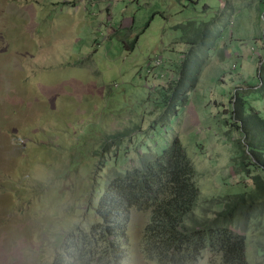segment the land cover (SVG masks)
Returning a JSON list of instances; mask_svg holds the SVG:
<instances>
[{
    "label": "rangeland",
    "instance_id": "1",
    "mask_svg": "<svg viewBox=\"0 0 264 264\" xmlns=\"http://www.w3.org/2000/svg\"><path fill=\"white\" fill-rule=\"evenodd\" d=\"M232 6L240 13H225L220 0H0V264H55L66 240L93 235L99 176L62 169L74 136L64 135L57 154L58 133L96 122L105 133L126 127L128 111L154 102L156 88L176 80L185 60L197 89L170 131L196 162L201 199L251 181L232 169H242L235 160L248 161L251 146L233 111L235 96L243 97L239 119L263 143L247 120L252 109L264 111L253 88L264 63V0ZM255 40L261 44L251 46ZM147 216L132 215L120 264H159L144 252ZM260 237L248 246L251 264H264L255 249ZM197 264H221L219 254L207 252Z\"/></svg>",
    "mask_w": 264,
    "mask_h": 264
},
{
    "label": "trees",
    "instance_id": "2",
    "mask_svg": "<svg viewBox=\"0 0 264 264\" xmlns=\"http://www.w3.org/2000/svg\"><path fill=\"white\" fill-rule=\"evenodd\" d=\"M205 39L210 45L212 39L207 34ZM202 49L195 54L199 56L195 67L208 50ZM219 56L222 58L221 53ZM178 66L181 67L174 69L176 80L159 85L154 102L142 100L137 114L128 111L126 127L111 133H105L100 122L82 124V130L75 129L76 125L61 128L65 130L57 135L61 137L55 148L57 154L64 135L71 132L74 136L72 144H65L71 154L60 162L62 169L99 176L96 190L101 194L95 210L100 220L90 229L93 235L66 240L55 264H120V258L126 255L123 249L128 245L131 218L137 211L148 214L144 252L159 264H197L207 252L215 251L221 264H251L248 246L252 237L260 233L255 249L259 256L264 255V111L252 109L254 120H247L263 140L260 143L239 119L243 97L235 96L239 102L233 116L243 131L250 133L251 146L248 161L235 160L242 169H232L240 177L248 174L251 181L240 180V186L239 182L235 184L233 191L226 190V194L220 193L210 202L202 200L196 162L180 137L170 131L173 121L188 107L198 81L186 60ZM259 68L253 87L257 93H252L264 107V63ZM238 187L242 191L236 192ZM203 207L209 210L200 217L198 212ZM250 222L255 228L249 229Z\"/></svg>",
    "mask_w": 264,
    "mask_h": 264
},
{
    "label": "crops",
    "instance_id": "3",
    "mask_svg": "<svg viewBox=\"0 0 264 264\" xmlns=\"http://www.w3.org/2000/svg\"><path fill=\"white\" fill-rule=\"evenodd\" d=\"M189 1V0H188ZM192 1V0H191ZM221 1H222V3H223V10H225V13L226 12H228V13H232V15L233 14H238V13H240V11H238V10H236L237 8H235V7H233L232 6V3H234V0H220V3H221ZM248 5L249 6H251V3H248ZM222 6V5H221ZM208 9V8H207ZM191 20V19H190ZM223 36V32H222V34H221V37ZM255 44H261V41H259V40H255L253 43H252V45L251 46H254V47H256V45ZM242 46V47H241ZM238 48L239 49H241L242 51H244V49H246L247 48V43H245L243 40H240L239 42H238ZM249 53V51H244V53ZM258 56H260L259 54H258Z\"/></svg>",
    "mask_w": 264,
    "mask_h": 264
},
{
    "label": "built area",
    "instance_id": "4",
    "mask_svg": "<svg viewBox=\"0 0 264 264\" xmlns=\"http://www.w3.org/2000/svg\"><path fill=\"white\" fill-rule=\"evenodd\" d=\"M153 64H154V66H156V67L160 65V63H159L158 61L153 62Z\"/></svg>",
    "mask_w": 264,
    "mask_h": 264
},
{
    "label": "clouds",
    "instance_id": "5",
    "mask_svg": "<svg viewBox=\"0 0 264 264\" xmlns=\"http://www.w3.org/2000/svg\"><path fill=\"white\" fill-rule=\"evenodd\" d=\"M219 257H220V255H219Z\"/></svg>",
    "mask_w": 264,
    "mask_h": 264
}]
</instances>
